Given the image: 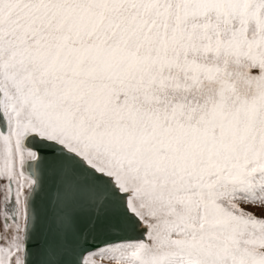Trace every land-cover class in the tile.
Listing matches in <instances>:
<instances>
[{"label": "snow or ice", "instance_id": "obj_1", "mask_svg": "<svg viewBox=\"0 0 264 264\" xmlns=\"http://www.w3.org/2000/svg\"><path fill=\"white\" fill-rule=\"evenodd\" d=\"M0 179V264H264V0H0Z\"/></svg>", "mask_w": 264, "mask_h": 264}, {"label": "water", "instance_id": "obj_2", "mask_svg": "<svg viewBox=\"0 0 264 264\" xmlns=\"http://www.w3.org/2000/svg\"><path fill=\"white\" fill-rule=\"evenodd\" d=\"M55 187L54 178L45 177L44 190L35 198L34 207L39 216V223L37 225V231L34 235V239L39 237L44 231H46L47 223L49 222L52 212V194ZM137 235V234H132ZM107 237L98 235L95 244L101 245ZM33 251L37 245L33 244Z\"/></svg>", "mask_w": 264, "mask_h": 264}, {"label": "rangeland", "instance_id": "obj_3", "mask_svg": "<svg viewBox=\"0 0 264 264\" xmlns=\"http://www.w3.org/2000/svg\"><path fill=\"white\" fill-rule=\"evenodd\" d=\"M5 183L4 180L0 179V184H3ZM3 192L0 191V232L3 231V215H2V212H3ZM253 211H256L257 213L260 212V209H251ZM9 235H11V232H9ZM0 243H3L2 240H0ZM105 264H110V262L108 261H105Z\"/></svg>", "mask_w": 264, "mask_h": 264}]
</instances>
